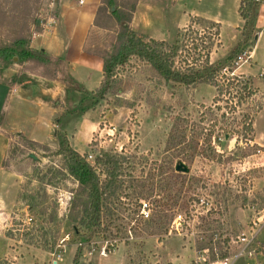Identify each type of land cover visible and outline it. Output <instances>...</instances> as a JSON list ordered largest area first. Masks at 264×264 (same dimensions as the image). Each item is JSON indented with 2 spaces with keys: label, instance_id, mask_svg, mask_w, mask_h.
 <instances>
[{
  "label": "rangeland",
  "instance_id": "374dc122",
  "mask_svg": "<svg viewBox=\"0 0 264 264\" xmlns=\"http://www.w3.org/2000/svg\"><path fill=\"white\" fill-rule=\"evenodd\" d=\"M50 1L0 0V48L29 47L34 35L52 22L47 17L60 0H52V6ZM235 1L176 0L172 4L177 12L171 6L165 12L168 29L187 23L179 30L177 67L201 65L212 57V64L221 66V95L207 83L166 81L150 65L131 57L118 64L112 82L106 80L93 92L99 96L104 91L96 99L70 94L75 83L62 74L63 61L28 63L58 80L57 98L49 106L65 102L66 107L55 119L62 125L53 128L72 133L77 118L69 111L78 109L83 98V106L96 103L97 129L87 160L93 164L103 151L117 154L121 162L116 188L103 196L100 223L88 227L83 212L88 198L69 175L65 157L57 153L56 139L50 135L47 142L32 145L23 135L12 134L3 170L18 184L22 205L13 210L17 216L6 228L8 242L2 245L6 253L0 254V264H193L195 250L208 248L211 259L225 255L230 245L231 251L237 249L232 239L251 231L256 233L254 260L264 264V77L249 78L250 96L239 89L241 83L236 90L227 88L225 78L232 82L238 74L221 71L237 69L233 60L243 48H221L218 27L197 18L220 20L226 40L232 25L240 23ZM116 2L124 18L134 0ZM115 30L93 27L87 44L111 54ZM252 50L245 69L252 64L251 72L257 73L264 60L259 50ZM14 57H0V65H11ZM75 148L85 150L83 143ZM178 162L189 171L177 172ZM140 201L150 205L147 219L139 213ZM251 261L240 256L232 264Z\"/></svg>",
  "mask_w": 264,
  "mask_h": 264
},
{
  "label": "crops",
  "instance_id": "0c3cea01",
  "mask_svg": "<svg viewBox=\"0 0 264 264\" xmlns=\"http://www.w3.org/2000/svg\"><path fill=\"white\" fill-rule=\"evenodd\" d=\"M175 1L137 0L129 21L130 29L147 40L164 42L175 40L179 30L187 24L167 28L165 12L170 6L177 12V8L172 4ZM240 3L241 0L235 1L238 14ZM100 5L101 0H84L83 4H79L78 0L60 1L56 10L47 17L48 22H52L47 24L43 31L34 35L29 46L31 49L46 52L52 58H60L63 61L62 74L70 78L75 85L89 92L98 89L103 79L102 59L83 49L89 31L94 27V18ZM239 17L240 23L232 25L233 31H230L231 36L226 40L223 37L220 20L204 16L197 18L212 22L218 27L217 36L221 48L223 45H227L225 49L232 48L237 44L250 52L247 62L233 71L234 74L235 71L237 72V76L254 79L259 77L264 68H261L260 72L252 73V64H249V69H245V64L249 63L253 55L252 47L260 51V59L264 60V3H261L257 9L251 35H244L242 30L245 22L240 14ZM12 61L11 65H0V254L6 253L3 247L8 242L6 228L17 216L13 210L21 208L22 205L17 196L18 184L11 182L9 175L3 170V161L12 139L11 135L14 133L18 136L23 135L28 141L36 144L47 142L51 136L55 138L56 129L53 126L59 123V120H55L56 116L66 107L65 102H62L64 106L61 104L58 107L49 106V102L57 98L54 85L58 80L53 76L54 73L41 74L33 70L31 66L34 63L30 60L19 62L15 58ZM69 89L70 94H82L85 97V94L78 90ZM63 90H67L65 85ZM96 111V106L81 113L69 111L72 115L75 114L77 124L72 133L64 130L63 132L66 133L70 146L79 154L88 151L92 133L97 129ZM82 143L85 150L79 151L75 148ZM16 262H19L18 258ZM52 262L55 264L54 261Z\"/></svg>",
  "mask_w": 264,
  "mask_h": 264
},
{
  "label": "trees",
  "instance_id": "16d2710c",
  "mask_svg": "<svg viewBox=\"0 0 264 264\" xmlns=\"http://www.w3.org/2000/svg\"><path fill=\"white\" fill-rule=\"evenodd\" d=\"M136 1L137 0H134L131 9L125 14L124 18L121 15V6L118 5L116 0H101V5L97 9L93 22L94 27L102 30H110L114 29V27L117 28V30H115L114 39L116 44L111 54L102 52L98 48L93 49V47L89 46L87 42L83 48L85 52L98 56L103 61V79L100 87L104 85L106 80L113 79L115 76L114 71L118 64H124L128 62L131 57H135L137 60H141L150 65L157 74L166 81L182 85L207 83L214 86L218 95H221L223 89H220V85H218L219 80H217L221 69L219 63L212 64L206 59L201 65L195 66V62H191L186 63L185 67H177L176 57L180 51V32L177 33L176 42L168 44L164 41H156L153 39L147 40L130 29L129 21ZM262 1L264 0H241L239 14L245 22L242 30L245 36L251 35L253 31V20ZM101 20L108 24L103 25ZM14 56L17 57L19 62L30 60L39 63V65L48 63L49 59L57 60L59 62L61 61L60 58H52L46 52L31 49L29 47L19 48L7 46L0 48V57L11 59ZM53 76H55V74ZM219 77L222 79L221 75H219ZM112 81L113 80H111V82ZM240 83L243 85H241L239 89L246 91L247 96L252 95L253 90L249 83V78L244 83L238 81L235 85H233L232 82H227L226 86L228 88V85L229 87L232 85L234 87L233 89L236 90V87ZM73 87L86 96L96 95V99L102 98V94L104 93L103 91L98 96L93 93L94 91L89 92L78 85L74 84ZM100 87L95 91L101 89ZM236 92H238V89ZM83 100L84 98L82 101ZM82 101H80L79 108L75 109L73 113H81L96 104L91 103V105L83 106L81 105ZM59 124L60 121L58 125ZM250 126L251 124H247L245 127L246 130H250ZM55 139L58 143L57 153L62 154L65 157L69 175L79 183V190L84 192L88 198L83 209L85 215L84 218L88 222V227L96 226L100 223L101 214L102 211H104L101 204L103 196L109 191V189L116 188L118 182L116 178L119 173L121 162L119 159L120 157H118L117 154L101 151L95 157L94 163L90 164L87 160L90 153L85 152L79 154L75 151L70 146L67 136L63 132L56 130ZM29 143L36 145L34 142L29 141ZM85 220L83 219L81 222L84 223ZM87 224L85 223V225Z\"/></svg>",
  "mask_w": 264,
  "mask_h": 264
},
{
  "label": "built area",
  "instance_id": "2783aa9c",
  "mask_svg": "<svg viewBox=\"0 0 264 264\" xmlns=\"http://www.w3.org/2000/svg\"><path fill=\"white\" fill-rule=\"evenodd\" d=\"M61 1V0H60ZM84 0H78L79 4H83ZM262 3H264V1H262ZM53 5V1L51 0L49 2V6ZM250 58V52L249 51H242L240 54H238L235 57V60L233 61L235 66L238 67L240 66L242 63L247 62V60ZM222 72V75L228 74L229 76H235L234 75V71L231 70L229 71L227 68H224ZM261 77H264V71H262L260 73ZM226 80V79H225ZM231 80H235L236 82L238 81H242V83H244V79L243 77L240 76H236V78L232 77ZM232 81V82H233ZM227 82H230L229 79H227ZM220 138H218L219 140ZM248 142H252L250 140H248ZM261 151L257 150V153L259 154ZM89 158H91V155L88 156ZM201 204H203V201H201ZM150 205L149 203H146L144 201H140L139 204V213L141 215V217L143 219H147L150 216ZM177 218H180V215L177 216ZM32 219L28 218V221L30 222ZM183 220V219H181ZM253 226L256 225L255 222H252ZM251 227V229L253 230L254 227ZM250 229V230H251ZM256 239V233L255 231H251L248 233H242L241 235H239L237 237L236 240H231V242L235 245H237V249L235 251H231V245H230V249H228V253L225 255H218L216 254L215 257L213 259H211L210 255H209V249L205 248V249H200V250H195V257L193 259V264H232L238 257L240 256H245L247 257V259L249 260H253L251 261L250 264H259L257 260L255 259V254H256V250L252 247V244L255 242ZM215 251V250H214Z\"/></svg>",
  "mask_w": 264,
  "mask_h": 264
},
{
  "label": "water",
  "instance_id": "95a60500",
  "mask_svg": "<svg viewBox=\"0 0 264 264\" xmlns=\"http://www.w3.org/2000/svg\"><path fill=\"white\" fill-rule=\"evenodd\" d=\"M14 60H15V57H14ZM175 170L177 172H183V173H187L189 171L188 167L184 163H182V162H178L175 165Z\"/></svg>",
  "mask_w": 264,
  "mask_h": 264
}]
</instances>
